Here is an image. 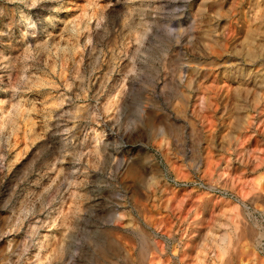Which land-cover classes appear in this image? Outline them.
I'll return each mask as SVG.
<instances>
[{
    "label": "rangeland",
    "instance_id": "rangeland-1",
    "mask_svg": "<svg viewBox=\"0 0 264 264\" xmlns=\"http://www.w3.org/2000/svg\"><path fill=\"white\" fill-rule=\"evenodd\" d=\"M0 52V264H264V0H0Z\"/></svg>",
    "mask_w": 264,
    "mask_h": 264
},
{
    "label": "bare ground",
    "instance_id": "bare-ground-1",
    "mask_svg": "<svg viewBox=\"0 0 264 264\" xmlns=\"http://www.w3.org/2000/svg\"><path fill=\"white\" fill-rule=\"evenodd\" d=\"M29 23H32L33 25H34V22L33 21H29ZM40 45V44H39ZM42 45V44H41ZM77 45V43L75 42H71L70 43V45L69 44H66V47L67 48H65V50L67 51V52H69V50L70 49H72V51L74 50V48H76L75 46ZM67 52H65L66 54H67ZM0 54H1V56L3 57V56H5L3 53H1L0 52ZM66 54H64V55H66ZM73 54V53H72ZM12 55V54H11ZM67 55H69V54H67ZM67 55H66V58H68L67 57ZM25 57V56H24ZM27 57H28V55H27ZM26 57V58H27ZM65 57V56H64ZM74 57V56H73ZM5 58V57H4ZM3 58V59H4ZM65 58V59H66ZM69 58H71V56L69 55ZM16 59V58H15ZM14 59V60H15ZM23 59V58H22ZM13 60V61H14ZM23 60H25V59H23ZM73 60V59H72ZM3 62V61H2ZM26 62V61H25ZM5 63V62H4ZM3 63V64H4ZM5 65H7L6 63H5ZM13 66H15V65H13ZM9 67H11V66H9ZM8 67V68H9ZM22 67H20V69H21ZM15 69V68H14ZM20 71H24L23 69H21ZM3 72V71H2ZM5 72V71H4ZM11 72V71H10ZM180 74H179V77H180V81L182 82V80H183V75H184V68L182 67L181 69H180ZM21 73V72H20ZM7 74V73H6ZM7 75H9L8 77H10V75L11 74H7ZM242 76V75H241ZM1 77V76H0ZM7 79H9V78H7ZM10 80V79H9ZM185 80V79H184ZM12 81V80H11ZM19 81V80H18ZM186 81V80H185ZM10 82V81H9ZM40 82V81H39ZM11 83V82H10ZM120 83H121V81L119 82V83H117L116 85H120ZM186 83V82H185ZM191 84H193L192 83V80H190L189 82H187L186 83V86H184V84H183V86L184 87H187V88H190L191 86H193L194 87V85H191ZM14 85V84H13ZM192 87V88H193ZM227 92V91H226ZM237 94H236V97H240V91H237L236 92ZM37 94V93H36ZM188 98H189V95L187 94L186 95ZM187 98V99H188ZM205 99V105H204V108L206 109V110H208V108H210V101L208 100V98H204ZM255 101V105L257 104V103H259V101L258 100H254ZM186 103V102H185ZM255 105H254V103H253V105L252 106H250V104H248V110H251V108L252 109H254L253 111H257L258 110V108L257 107H255ZM262 105V103H260V106ZM259 106V107H260ZM263 110H262V107L259 109V111H258V116L259 115H261V112H262ZM252 113V112H251ZM251 115V114H250ZM257 118V115H252V116H250V117H248V119L246 120L247 121V126L250 124H252V122L255 120ZM185 119V118H184ZM237 125L240 123V120L238 119L237 121ZM214 129V128H213ZM247 129V128H246ZM207 131V130H206ZM157 134V133H156ZM209 136V135H208ZM207 140H208V138H206ZM210 140V139H209ZM208 142V141H207ZM206 141H205V143H206V146H205V148H206V153L209 155L211 152V148H212V146H211V142L212 141H209L208 143H207ZM104 144H103V148L105 149V148H107L108 147V142H103ZM220 145V144H219ZM239 145V144H238ZM243 146V145H242ZM97 150V149H96ZM99 151V150H98ZM105 151V150H104ZM95 152V151H94ZM102 151H100V153H101ZM98 153V152H97ZM206 154V155H207ZM207 155V158L210 156H208ZM101 157H102V155H101ZM104 157V156H103ZM209 163V162H208ZM211 163V162H210ZM257 163V162H256ZM228 164V163H227ZM208 165V164H207ZM211 165V164H210ZM258 166L260 167V168H262V167H264V159H261V160H259V163H258ZM229 172V171H228ZM221 177V176H220ZM249 180V179H248ZM240 186V185H239ZM263 191V190H262ZM240 193V192H239ZM244 194V193H243ZM190 196V195H189ZM263 200V199H262ZM261 203V202H260ZM214 213V212H213ZM224 215V214H223ZM36 217V216H35ZM210 220V219H209ZM212 221V220H211ZM208 224V223H207ZM207 230V229H206ZM248 230V229H247ZM210 232H211V230H210ZM241 233V232H240ZM239 233V234H240ZM242 234V233H241ZM210 235H211V237H212V240H211V238H210V241H214L215 243H216V245L215 246H218L220 249L223 247V243H224V240L226 239V236H225V234H222V236H218V238L217 237H213V235H212V233H210ZM218 235H220V234H218ZM215 238H217V239H215ZM209 239V238H208ZM208 247V246H207ZM251 248V247H250ZM149 249V248H148ZM146 251H147V249H146V246L144 247H141L140 249H139V251H138V256H139V260H137V264H144L143 263V259H144V257H145V254H146ZM203 251V250H202ZM106 256H108V259H110V256L109 255H106ZM238 257V256H237ZM201 258V257H200ZM111 260V259H110ZM110 260H108L109 262H110ZM251 260V259H250ZM112 261V260H111ZM202 261V260H201ZM162 262V261H161ZM160 263V262H159ZM201 264V263H200Z\"/></svg>",
    "mask_w": 264,
    "mask_h": 264
}]
</instances>
